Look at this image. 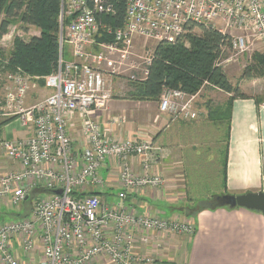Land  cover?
I'll return each mask as SVG.
<instances>
[{"label": "built area", "instance_id": "1", "mask_svg": "<svg viewBox=\"0 0 264 264\" xmlns=\"http://www.w3.org/2000/svg\"><path fill=\"white\" fill-rule=\"evenodd\" d=\"M199 26L231 37L217 60L224 68L256 45L264 51V0H60L58 66L45 77L51 92L27 104L37 77L20 69L5 75L3 115L18 119L33 135L0 136V153L17 167L0 175V199L10 196L19 205L36 185L54 192L37 199L27 217L0 225V264H138L137 234L194 232L193 223L139 213L123 203L128 189L163 184L161 174L151 173L162 149L150 139L110 136L98 113L115 97L117 75L145 80L156 45L175 43ZM203 88L191 95L165 88L159 114L168 124L196 119ZM72 127L79 128L78 143ZM111 156L121 167L118 201L76 194L87 185L106 187L101 168ZM132 158L141 159V174L132 169Z\"/></svg>", "mask_w": 264, "mask_h": 264}, {"label": "crops", "instance_id": "2", "mask_svg": "<svg viewBox=\"0 0 264 264\" xmlns=\"http://www.w3.org/2000/svg\"><path fill=\"white\" fill-rule=\"evenodd\" d=\"M123 87L119 86L113 100L98 113L100 121L112 137L150 139L160 147L162 151L157 154L151 173H159L164 179L158 187L128 189L123 203L130 210L166 218L185 215L181 209L184 205H203L195 217L184 216L194 222L195 229L191 234L163 231L137 234L135 252L142 258L138 264H264V214L241 206H207V200L215 201L216 196L264 191V100L254 95L235 98L230 125L210 120L207 115L168 124V117L157 112L159 101H156V112L149 113L146 110H151L155 101L132 100L125 96L130 86ZM210 89L208 98L212 100L230 96L221 89ZM120 92L124 94H118ZM39 96L44 95L39 91L29 92L27 104L34 103ZM122 119L124 121L118 124L117 121ZM70 134L78 143L79 128L72 127ZM32 135L33 130L23 126L18 119L0 126V136L5 138L25 139ZM202 147L210 152L208 162L216 163L218 160L214 168L222 173V180L216 190L206 196H197L189 193L185 169L201 161L197 148ZM221 148L224 151L223 162L220 160ZM190 153L193 155L188 157ZM130 165L136 173L143 172L141 159L132 158ZM16 168L13 161L0 153V175ZM120 169L119 159L111 156L101 168L106 187L98 189L87 185L81 188V193L96 195L103 203L118 201V193L123 190ZM42 188L45 187H32L30 195L19 205H12L10 196L1 198L0 225L27 217L41 194H48ZM168 213L171 214L168 216ZM7 216L9 218L6 219ZM18 253L25 256L19 247ZM145 258L151 261H144Z\"/></svg>", "mask_w": 264, "mask_h": 264}, {"label": "trees", "instance_id": "3", "mask_svg": "<svg viewBox=\"0 0 264 264\" xmlns=\"http://www.w3.org/2000/svg\"><path fill=\"white\" fill-rule=\"evenodd\" d=\"M124 3L120 7L119 18H123ZM59 14L60 0H0V69L18 70L37 77L38 83L45 85V77L55 72L59 60ZM39 28L40 32L26 40L15 36L8 55L3 52L2 40L9 33L14 19ZM192 25L190 28L193 29ZM231 45V37L216 29L199 26L197 32H187L175 43H158L149 73L143 81H129L128 98L136 101H159L165 88L182 90L195 94L212 84L230 94L225 105L213 106L205 101L210 120L231 123L232 104L237 97H248L240 87L234 85L217 60ZM252 68L264 75V51H255ZM1 72V71H0ZM250 71H245V74ZM13 118L0 123L5 124ZM226 161L223 163V175ZM47 193L50 190L42 188ZM82 196L84 193H76ZM96 194V193H94ZM197 205V203H196ZM181 207L188 217H195L203 206ZM208 208L227 206L222 198L207 200ZM229 207V206H228Z\"/></svg>", "mask_w": 264, "mask_h": 264}, {"label": "rangeland", "instance_id": "4", "mask_svg": "<svg viewBox=\"0 0 264 264\" xmlns=\"http://www.w3.org/2000/svg\"><path fill=\"white\" fill-rule=\"evenodd\" d=\"M40 32L39 28H37L36 26L32 25V24H28L23 22L20 18H16L14 19V21L11 23L10 27H9V33L3 38L2 42V46H3V52L4 54L7 56L9 51L11 50V46L12 43L14 41L15 36H20L26 40H29L31 38V36L36 35ZM259 47L256 45V48L250 50L249 52L246 53V55H242L239 57V59H237L236 61H232L230 63H228L227 65H225L224 67V71L227 73V75L229 76L231 82L240 87L241 91L247 95H254L257 96L258 98L264 100V75L263 74H259V72L253 70L252 68V63H253V54L255 51H257L256 49H258ZM140 53H142V51H139ZM72 56L70 53V47L69 45H67L66 48V60H71ZM0 122L6 120L7 118L3 115V110L1 109V106L4 104V98H5V87L7 82L5 79V75L7 74V72H9V69L6 70H1L0 69ZM245 71H250L247 72L245 74ZM38 78H36L34 81H31V89H30V93L31 92H35L37 93L38 91L40 92V95H44L46 96L47 94H49L51 92V89H47L46 86H42L38 83ZM115 80L117 81V83H115V87H114V95L116 94L117 90H119V86H124L125 88L129 85V80L127 79V77H123L121 75H117L115 77ZM45 87V88H44ZM123 87V88H124ZM211 87H209V89L203 91V95L201 96V98L199 97L198 102L196 103V106L198 107V109H200V113L199 116L200 117H204L205 115H207V107L205 104V101H211L213 106L216 105H225L226 101L228 100L229 97H225V96H220L219 98L216 97L213 100L208 98L209 97V92H211ZM42 89V90H41ZM45 89V90H43ZM46 93V94H45ZM118 94L123 95L124 92H120ZM128 92L125 93V96L127 95ZM44 96H39V97H44ZM39 97L36 98V100L40 99ZM220 103V104H219ZM153 106H151V110L147 109L146 111L149 113H154V111L156 112L157 109V105L156 102L154 104H152ZM157 112L159 113L158 109ZM199 117V118H200ZM177 122V121H175ZM225 128V125H223V129ZM222 149V148H221ZM197 150H199V159L201 161H199V163L197 164H193L190 166L186 167V171L188 174V188H189V193L191 195H197V196H206L205 194H207L208 192H211L213 190H216L218 187V183L222 180V173H220L219 171H217L214 168V165H216V163L218 162V160L216 161V163L214 162H208V157L210 156V152L205 150L204 147L202 148H197ZM196 150V151H197ZM223 149L220 152V160L221 162H223ZM213 154V152H212ZM193 155V153H190L191 157ZM220 179V180H219ZM41 194V193H40ZM213 194V193H212ZM47 196V194H44L38 198H45ZM37 199V198H36ZM215 199V198H214ZM197 202L199 201L198 198L195 199ZM200 204L198 203L196 206H199ZM187 205H184L182 207H185ZM201 206V205H200ZM13 209V208H10ZM184 212V211H183ZM171 213H168V216ZM185 215H180L178 216V220L179 221H183V222H190L193 223L194 222L192 220H189L188 218L185 219L184 218ZM9 218V216L6 217V219ZM191 218V217H190ZM170 233V232H168ZM173 234H178V233H174L171 232Z\"/></svg>", "mask_w": 264, "mask_h": 264}, {"label": "water", "instance_id": "5", "mask_svg": "<svg viewBox=\"0 0 264 264\" xmlns=\"http://www.w3.org/2000/svg\"><path fill=\"white\" fill-rule=\"evenodd\" d=\"M55 192L61 193V190H57ZM220 198H222L224 203L228 206L246 207L249 209L259 210L264 214V191L249 192L241 195L224 194L220 196Z\"/></svg>", "mask_w": 264, "mask_h": 264}]
</instances>
